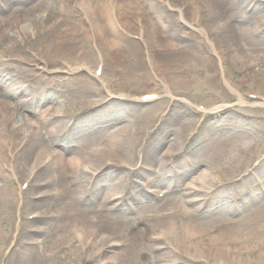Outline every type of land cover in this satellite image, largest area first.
I'll return each instance as SVG.
<instances>
[{
  "label": "bare ground",
  "instance_id": "bare-ground-1",
  "mask_svg": "<svg viewBox=\"0 0 264 264\" xmlns=\"http://www.w3.org/2000/svg\"><path fill=\"white\" fill-rule=\"evenodd\" d=\"M26 1L0 2L2 10L13 4L18 6L10 11L12 18L9 14L6 16V22L0 18V55L5 56L6 53L15 62L14 65L3 63L0 69V189L4 180L5 195H10V191L17 189L11 188L10 181H14L15 185H24V195L27 194L23 202L21 188L17 189L15 194L18 198L13 206L8 204V198L1 196L0 205L3 203L5 210L15 209L19 216H14L15 222L8 231L1 229L3 224L0 222V241L4 238L7 241L10 236L16 238L17 229L23 228L24 235L28 229L25 227H30L22 222L23 216L19 214L22 208L30 207L33 212H39L34 215L37 221L48 215L47 203L40 202L48 197L42 192L38 196L40 200L35 201L32 197L36 194L34 190L51 187L48 191L53 189L59 195L66 194V201L60 203L64 207L57 206L54 212L66 220L55 226L57 234L49 240L44 239L41 243L30 238L34 248L28 251L29 247H20L23 252L16 251V256L10 255L9 262L4 264H65L67 259L58 254L69 256V251L74 255L68 258L69 263H91L79 254V250L82 253L94 250L100 260L93 264H114L117 253L110 241L112 233L129 226L122 217V211L129 210V207H124L127 201L155 217L159 226L149 221L141 228L133 225V250H125V264H130L132 259L134 264L146 256L145 252L136 251L137 244L154 240L165 244L176 242L174 250L193 263L238 264L241 257L263 256L264 204L257 206V211L252 213L253 209L246 217L238 216L234 221L239 207L235 206L236 210L231 212L229 204L233 203L229 197L224 202L214 201L218 193L215 187L228 185L236 177L241 178L248 168L258 166L264 161V149H260L256 141L248 143L232 136L222 137L209 152L220 159L219 168L197 172L185 184L189 174L192 175L201 164H196L192 157L202 144L195 148L183 146L178 142L176 130H171L170 121L181 128L186 125L197 127L198 131L207 120L194 117L195 114L185 104L173 99L166 84L168 77L188 80L198 76L200 71L195 64L204 62L211 71L208 81H221L225 87V100L235 97L239 105L250 103L248 99L251 97L241 96L226 80L224 55L234 53L236 64H242L250 71L243 78L252 83L251 87L256 85L260 60L254 58L255 67L247 59L248 53H254L253 50H258L256 47L264 41L262 8L257 4L252 7L246 5V0L231 3L209 0L213 14L222 20L207 29L198 16L197 0H183L181 4L192 9L189 19L182 14L183 6L173 3L178 0H159L173 27L158 19L157 6L149 0H30L28 7L22 8ZM66 7L70 9L67 11ZM174 7L177 9H172ZM62 14L70 19L60 20L62 16L59 15ZM229 17L233 18L234 24L228 21ZM183 27L191 31L187 45L174 40V29ZM213 33L217 34L218 44L210 37ZM39 40L44 44L47 55L54 52L58 56L50 64L36 56L33 57L35 60H29L10 53L15 46ZM124 44L132 47L128 51L132 53L126 54ZM249 46H253L252 51H249ZM76 47L83 48L86 57L92 55V51L97 54L94 71L92 66L74 62L75 59L66 54L69 52L77 58L78 52L72 51ZM105 59L113 61L116 75H129V78L133 75L139 86L146 87L148 83L152 86L149 85V91H138L130 96L134 112L132 108L114 104L115 101L120 102L117 99L122 95L112 89L117 81L104 77L105 72L100 66ZM144 67L147 73H144ZM99 82L104 94L94 98L97 97L94 92ZM156 82L165 88L164 93L172 102L166 100L151 112V105L157 103L152 101L160 98ZM256 87L259 88L258 85ZM104 95L107 98L102 97ZM201 115L205 119L220 117L221 127L228 126V122H234L233 117H236L235 111L226 105H212ZM105 127L108 129L103 132ZM91 128L94 130L89 132ZM206 129L212 131L216 128ZM71 139L75 140L74 145H71ZM114 164L123 168L122 178L120 174L108 171V166L113 167ZM151 183L152 189L147 190L146 186ZM161 185H165V192L158 193L154 188ZM105 187L107 191L103 192ZM245 188L249 198L264 193L263 189L252 185ZM131 189L133 193L128 191ZM81 190L84 192L82 196ZM209 193L213 198L206 201ZM89 196L94 201L92 207L87 202ZM224 196H219V199ZM113 200L118 201L121 208L111 210L114 208L110 207ZM220 203L227 206L212 208ZM38 206L40 208H36ZM30 229L29 233L35 236L41 233L42 227ZM229 231H235L236 237L224 235ZM101 233L105 236L99 237ZM39 244L51 249L38 256L33 250ZM6 248L0 249V258ZM160 249L157 247L155 251L160 252ZM109 253L108 260L102 262V257ZM162 258V254L155 256L157 261H162Z\"/></svg>",
  "mask_w": 264,
  "mask_h": 264
},
{
  "label": "rangeland",
  "instance_id": "rangeland-1",
  "mask_svg": "<svg viewBox=\"0 0 264 264\" xmlns=\"http://www.w3.org/2000/svg\"><path fill=\"white\" fill-rule=\"evenodd\" d=\"M3 1L4 0H2V2ZM29 1L30 0L26 1L24 3V5H21V7L22 8L28 7L27 5H28ZM227 1L231 3L235 0H227ZM0 2H1V0H0ZM149 2H151L155 6H157L156 9H157V17H159L158 19H160L161 21L163 20L169 27H173V23L171 24L172 21H169V18L167 17L168 13H166L164 11V8H165L164 5L162 3H160L159 0H149ZM173 3H178L180 6H183L181 4H183L184 1L178 0V1H175ZM196 3L200 8V11H199L200 14L198 16H199V18H201V24L204 25L207 29H209L211 26L218 24V22H220V20H222L219 16H217L216 14L215 15L213 14L214 10H212L213 7L211 6V2L209 0H197ZM216 4H218V3H216ZM247 4L251 7L254 6L255 4H257L262 8L261 10L264 11V0H246V5ZM0 5H2V4L0 3ZM17 7L18 6L16 4L11 5L9 8H5V6H4L3 7V8H5L4 10H2L0 7V16H1L0 18L3 20V22L7 21L8 18L6 19V16L8 17V14L12 18V14H10V11H12L14 8H17ZM185 8H186V6H183V8H182L183 13L182 14L185 18L189 19L190 16L192 15V9H190V7L186 8V9ZM69 9H67V7L65 8V10H67V11ZM172 9H177V8L174 7ZM173 11H171L170 13L173 14ZM249 12L250 11H248V14H250ZM174 13H175V11H174ZM59 16H62V18L60 20L67 21L70 19V18L67 19V16H65L63 14L59 15ZM232 19L233 18L229 17L228 21H230L232 24H234ZM184 22L188 23V20L184 19ZM244 24L246 25V23H244ZM174 32H175L174 40L176 42H179L181 45H187L188 44V42H189L188 36L190 35V32H191L189 28H187V27H183L181 29L177 28V29H174ZM216 36H217V34L213 33L210 37L218 44V42L215 38ZM40 41L41 40H39V42H32V43L28 42V43L22 44L20 46H15L14 49H11L12 52H10V53H14V55L16 57L22 56L23 58H27L29 60H35L33 57L36 56L37 58H40L46 64L47 63L50 64V61L54 57L57 58L58 56L56 57V55H54V52L49 53L47 55L46 49L44 48V44H40ZM123 46H124V49L126 51V54L132 53V52H128L130 49L132 50L131 46H128L126 44H124ZM263 46H264V41H262L260 46L256 47V48H258V50H253L254 53H252V52L248 53L249 55H248L247 60H249L250 63H254V64L256 63V62H254L255 57L259 58V60H260L259 61L260 70H258V72H257L258 77L256 78V82L254 83L256 85H254L252 87H251L252 83L250 81L247 82V80H245L243 78V76L249 74L250 71L245 69L242 64H236V62L234 60V56H235L234 53H229V54L225 53V55H224L226 58V62H225V75H226L225 78H226V80L229 82V84L236 91H238V93L241 96L245 97L247 95L248 97H251L248 99V102H250V103H247L244 105H239V103L237 102L235 97H230L227 100H225L223 97V94H227L225 87L223 86L221 81H217V83H215V81L213 83L208 81L209 75L211 74L209 72H211V71L208 70V68H207L208 66L206 64H204V62H197L195 64L198 67V70L200 71V74L198 76H194L191 79L187 78L188 80H186V78L184 79V78H177V77H173V78L168 77L166 79V81H167L166 84L168 85V88L170 89V93L172 95V98L178 100L179 102H181V104H185L187 109L189 111H191L193 114H195L194 117L198 116V117H201V120H207L206 121L207 123H204L205 129H204V127H201L198 130L199 133L197 134V132H198L197 127L192 128L191 126L188 127L186 125L185 127L181 128L180 125L176 124V122L174 123L173 120H171L172 118L170 119L171 120L170 121V124H171L170 128H171V130H174V129L176 130L179 143L182 142L183 146L185 145L186 148H195L196 145H198L200 143L202 144L201 149H199V151L196 152L195 157H192V160L195 161L196 164H198V163H201V164L198 165V167L195 169V171L192 173V175L189 174L190 177L186 178L185 184L187 182H189L191 176H193L197 172H201L202 170H206V169L210 170V169H218L219 168L217 165L219 164L220 159L215 158V156L213 154H210L209 152L212 151L211 150L212 146L215 143H217V141H219V139L222 137L230 138L232 136L236 139L245 140L248 143L251 141H256L258 143L260 149H264V50H263ZM128 47H129V49L127 50ZM252 47L253 46L248 47L249 51H252ZM259 48L261 49V51ZM86 49H88V47H86ZM222 49H224V48H222ZM65 51H68V50L66 49ZM72 51L78 52L77 58L75 56H73V54H69V52H67L66 54L69 55L70 57L74 58L75 59L74 62H76V61L79 63L82 62V63H85L86 65H88L89 67L92 66V68H91L92 71H94L96 69V66L94 64H95V59L98 57L94 51H92V55H89V57L85 56V54L83 53V48L76 47V48H73ZM138 53L142 57L141 49L138 50ZM2 55H4V54H2ZM2 55H0V59L2 58V62L0 61V69H2L1 64H3V63H7V64L10 63L12 65L15 64V62H12V60H10V57L8 55L6 56V53H5V56H2ZM256 55H260V56H256ZM78 57H81V58H78ZM131 57H133V56H131ZM140 61H142V60H140ZM72 62L73 61H71V63ZM132 63H133V60H132ZM114 66H115V64L110 59H107V60L105 59L100 66L101 70L105 72L104 73L105 78L106 77L108 79L112 78L111 80L117 81L116 84L112 87V89H113L114 93H118V95H122V96H121V98L117 99V100H120V102L115 101L114 104H116V105L118 104V106H120V107L124 106V107H127L129 109L132 108V110L134 112L135 108H133L134 106L131 103L132 98L130 96H134L133 94H135L138 91H139V93L149 91L148 87H150L151 85H150V83H148V85L146 87H141L134 80L133 75L131 78H129V75L123 74V76H121V77L116 75V73L114 71ZM28 67L30 69H32V67L27 66V68ZM255 67H256V64H255ZM143 71H144V73L148 72L146 70V68ZM9 85L11 86V84H9ZM257 85L259 86V88L256 87ZM155 86H158L157 92L159 93L160 98L158 100L152 101L153 103H156V102L157 103L151 105V108H152L151 112L157 110L159 108V106H161V104H163L164 101H166V100L171 101L168 98L169 96L164 93L165 88H163L161 86V84L156 82ZM240 86H242V89L239 88ZM102 90H103L102 89V83L101 82L97 83L96 88H95V92H94L95 96H97L98 94L103 95L104 92ZM140 91H142V92H140ZM254 92L255 93L257 92L259 94H254ZM77 95H82V94H77ZM114 95H116V94H114ZM255 95H257V96H255ZM67 97L71 98V96H67ZM102 97H105V95ZM135 97H138V96H135ZM94 98H99V97L97 96ZM105 98H107V97H105ZM123 101H126V102H123ZM222 101H225V102H222ZM212 105L213 106L214 105H226L227 107L231 108L233 111H235V114H236L235 115L236 117H233V118H235V121L234 122H232V121L228 122V126H226V127H221L222 125L219 124V121L221 120L220 117L216 118V119H209V118L205 119V117L202 116L201 114L205 110H207V108L212 107ZM62 106H65V105L63 104ZM98 109H100V107L96 108L95 110H98ZM131 114H132V111H131ZM129 120H132V118ZM206 127H210V128L215 127L216 129L212 130V131H207ZM106 129H108V127H105V129H103V132L106 131ZM93 130L94 129L91 128L89 130V132L93 131ZM74 141H75L74 139H71V145L75 144ZM160 150L157 152V155L160 152ZM183 156L185 158H187L186 155H183ZM173 165L174 164H172V166ZM108 169H109L108 170L109 172L114 171L117 174H120V178H122L123 173H124L122 167L114 164L113 167L108 166ZM3 171H5L4 168H3ZM243 177H246V178H243ZM4 182H5L4 180L1 181V184L3 185V187L0 189V198H1V196H3L5 199L8 198V204L9 205H12V204L16 205V204H14V202H15V200H17L18 197L15 193L17 192V189L19 190V188H21L20 189V191L22 193V195H21L22 199L21 200H23V202H24L25 197H27V194H26V196L24 195V192H25L24 185H22V186H21V184L15 185L13 183L14 181H10L11 188L14 187L17 189L15 191H10L11 194L6 196L5 190H4L6 187V184ZM135 182L138 183L137 181H135ZM225 182H223V183H225ZM230 182L231 183L228 185L224 184V186L221 185V186L215 187V189L218 190V193L216 195V201H214V203L224 202L226 200V197H229L230 198L229 200H231V202L233 203V204H229L230 210H232L231 212H234L233 210L235 209L234 208L235 206L239 207V210H237V212L235 213L236 214L234 216L235 218H233L234 221H236L238 219V216L239 217H241V216L246 217V215H248V213H251V210H253V209L254 210L252 211V213L257 211V208H258L257 206L264 204V193L262 194V192H261L255 198H249L246 195V188H245L246 185H252L256 189H263V192H264V161L260 162L258 166L253 165L250 169L248 168L247 171L242 173L241 178L236 177L234 180H231ZM152 186H153V184L151 183V184L146 186V189L150 190V189H152ZM50 188L49 187L43 188V189H40L39 191L34 190V192H36V194L34 196H32L35 201L40 200L38 196H40V194L42 192H44V194H46V196L48 197L46 200L40 201L41 203L46 202L48 205L46 207L49 210L48 215L44 216L41 219V221L34 220V215L35 214L38 215L39 212H37V211L33 212V209L30 207H28L26 209L22 208L19 211V214H21L23 216V217H21L22 222L26 223L30 227H25V229H27V228L28 229L24 235H23V232H24L23 228L19 229V231L17 229L16 231L19 233L17 234L16 238H14L13 236H10L7 239V241L5 238H4V240L0 241V249H2L4 246L7 247L6 248L7 250L5 252H3V254L0 258V264L8 263L10 260L9 259L10 255H11V257H15L16 255L14 253L16 251H19V253L21 254L23 251L22 252L20 251V249H19L20 247H22V248L23 247H29L27 249H29L28 251H31L32 248H34L35 244L31 245L32 243H30V242H32V240H30V238H32L33 240H36V241H40L41 243L44 241V239L49 240V238H51L52 235L57 234L55 226L63 224L65 222L66 219L64 218V216L58 217L57 212L56 213H54V212H55V209H58L57 206H60L61 208L64 207V204L60 205V203H63L66 201V199H67L66 194L59 195L60 193L59 194L55 193V190L52 191L53 189L48 191ZM164 188H165V185H161V186H159V188L155 187L154 189L156 191H158V193H159L160 191L165 192ZM84 189H85V187H83V190ZM118 189H121V188H118ZM106 191H107V188L105 187L103 189V192H106ZM128 191L130 193H133L132 189L128 190ZM34 192L30 191V193H32V194ZM158 193L154 192L155 195ZM256 193H258V190H256ZM80 194L82 196L84 194V192H82V190H81ZM219 196H224V197L222 199H219ZM212 198H213L212 193H209L207 195L206 201L208 199H212ZM87 202L91 203V207L94 206V201L91 198V196H89V199L87 197ZM127 202L128 203H125L124 207H127V208L129 207V210L128 211H122V217H125L124 219L129 224V226L126 227L124 230L120 229V230H116L114 233H112L113 235H112L111 241H110V244L113 245L114 251L117 253V256H114V259H115L114 264H125V262H124L125 250L129 249V248H131V250H133V225L135 226V228H137V227L141 228L144 226V223L149 221L152 225L159 226V223L156 222L157 220L155 217L149 216L148 213H145V211H142V210L140 211V209L136 208V205L134 203H132L130 201H127ZM221 205H222V203L215 204V206H213L212 208L215 209L216 207L218 208L219 206L220 207L227 206V204L222 205V206ZM110 207H112V208L114 207L111 210L121 208L119 202L116 200H113L111 202ZM36 208H40V207L38 206ZM5 209H6L5 205L2 203L0 205V222L3 224L2 225L3 228L1 226V224H0V226H1V229L5 228L8 231L9 230L8 228H10V226H12L15 222V221H13L14 216H19V215L15 209L12 211L11 210H5ZM38 218L40 219V217H38ZM33 227H42L41 233H37V235H35V236H34V234L31 235L29 233V231L31 230L30 228H33ZM6 230L3 232H6ZM101 234L102 235L99 237L105 236V234H103V233H101ZM221 235H223V234L221 233ZM224 235L229 237V238H234V237H236L237 233L235 231H229L228 233L227 232L224 233ZM169 241H171V240H169ZM172 243L169 242V244H165V242H163V241L160 242V241L154 240L153 242H145V243L137 244L136 251H142L143 253L145 252L146 256L141 257V260L135 262L134 264H176L177 262H180L181 264H202V263H197V262L193 263L190 260L183 258L182 254H180L174 250V246L176 245V242L173 244ZM157 247L162 248L159 250L160 252L155 251V248H157ZM25 249L26 248H24V250ZM50 249H51V247L45 248L42 244H39V246H37V249L33 250V251L35 253H37L39 256L44 251H49ZM147 250H150V252H148ZM47 253L48 252H46V254ZM69 253H70L69 256L66 253L65 254H63V253L58 254V256L60 255L63 259L64 258L67 259V260H64L65 264H73V263L68 262V258H71V256H74L72 254L73 251H71V252L69 251ZM95 253L96 252L94 250H88V251H85L83 253L80 252V250H79V254L84 255V257L87 258V261L90 260L89 262H91V263L86 262L85 264L97 263V261L100 260V257L99 258L96 257ZM157 254H162V256H163L162 261H160V260L157 261L155 259V256H157ZM66 256H68V257H66ZM109 256H111V253L104 255L102 257L101 261L102 262L107 261ZM244 258H246V259H244ZM244 258L241 257V259H239L238 264H264V255L263 256L261 255L260 257L259 256H251L249 258H247V257H244ZM130 264H133V259H132V262Z\"/></svg>",
  "mask_w": 264,
  "mask_h": 264
}]
</instances>
